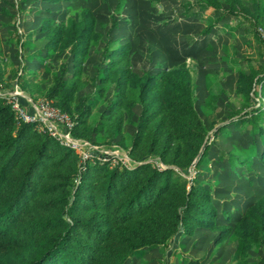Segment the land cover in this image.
I'll use <instances>...</instances> for the list:
<instances>
[{
    "label": "trees",
    "instance_id": "1",
    "mask_svg": "<svg viewBox=\"0 0 264 264\" xmlns=\"http://www.w3.org/2000/svg\"><path fill=\"white\" fill-rule=\"evenodd\" d=\"M197 1L221 9V16L231 13L238 19L243 12L241 0H193L184 5ZM246 10L252 13L244 15L251 26L264 25V7L258 1ZM46 20L40 27L44 50L34 56L63 54L61 74L53 76L44 94L73 119L66 131L83 141L105 126L114 136L123 111L130 120L132 107L139 104L131 150L142 142L145 149L124 166L121 161L111 164L106 149H93L83 141L92 153L80 158L56 136L39 130L37 121L17 122L10 103L0 95V264H127L136 250L159 249L175 235H192L196 228L217 230L218 241L237 236L242 264H248L249 250L258 245L264 255V194L237 213L224 209L218 223L207 184L186 178L192 164L197 168L206 161L211 143L194 108L189 65L180 62L168 70L138 74L130 67L131 42L110 46L106 41L89 81L93 90L77 96L87 81L82 65L90 45L102 36L97 19L90 8L82 7L58 24ZM110 28H117L115 19ZM34 73L23 70L16 76L23 84L24 77ZM110 85L113 97L91 123L88 116ZM236 88L245 106L251 105L252 94L258 88L264 91L263 72L240 70ZM263 110L254 107L232 122L249 120L257 126ZM57 126L65 131L64 123ZM225 128L218 126L213 136ZM259 157L264 163V149Z\"/></svg>",
    "mask_w": 264,
    "mask_h": 264
},
{
    "label": "rangeland",
    "instance_id": "2",
    "mask_svg": "<svg viewBox=\"0 0 264 264\" xmlns=\"http://www.w3.org/2000/svg\"><path fill=\"white\" fill-rule=\"evenodd\" d=\"M256 1L264 7V0H241L243 12L237 19L231 13L221 16V9L201 1L190 7L184 5L193 0H24L22 3L21 0H0V95L8 102L10 94L7 92H19L27 100L21 103L24 109H37L36 103L46 99L44 92L53 76L61 74L63 58L60 53L42 58L34 56L36 50H44L45 37L40 27L47 17L52 24H58L82 7L93 11L96 29L102 36L90 45L82 65V75L87 81L77 91V96L93 90L91 76L101 61L106 41L110 46L131 42L130 67L138 74L187 63L193 76L194 108L208 128L211 143L206 161L197 168L192 164L186 178L195 177L207 184L219 213L217 222L221 223L224 209L237 213L264 194V163L259 157L264 149V110L256 119L257 126L251 125L249 120L239 125L232 122L254 107L261 105L264 109V91L258 88L249 100L251 105L245 106L244 95L236 88L240 70L254 69L264 74V25L251 26L244 18L245 13L250 17L252 13L246 8L252 10ZM112 19L118 28H110ZM255 30L260 37L257 38ZM23 70L35 73L26 75L22 84L16 74ZM113 94L114 88L110 85L88 116L91 123L99 119ZM132 110L130 120L123 111L122 125L114 136L108 135L111 130L103 126L90 140H82L93 149L94 145L103 151L106 149L111 155V164L121 161L124 166L128 165L145 149L142 142L131 150L141 107L136 104ZM67 117L72 125L73 119ZM220 125L226 128L214 137L213 131ZM37 128L42 130L40 125ZM56 131L60 143L72 147L80 158L91 155L92 149L80 145V138L70 139L68 131L67 137H62L60 130H51ZM108 144L110 146L106 147ZM240 156L249 159L236 163L235 159ZM155 163L160 164V161ZM217 234V230L201 228H196L192 235L177 234L159 249L135 251L127 264H242L238 237L230 235L218 241ZM246 262L264 264L260 245L249 250Z\"/></svg>",
    "mask_w": 264,
    "mask_h": 264
},
{
    "label": "built area",
    "instance_id": "3",
    "mask_svg": "<svg viewBox=\"0 0 264 264\" xmlns=\"http://www.w3.org/2000/svg\"><path fill=\"white\" fill-rule=\"evenodd\" d=\"M7 94H10V101H8V103L11 104V108L14 110L17 122L37 121L38 125L42 126V130L48 131L53 136H56V133H58V131L52 133V128L61 131V129H59L57 125L64 123L65 131H61V133L62 137H67L65 133L67 128H70L72 126V121L70 117V122L68 121V114L66 112L51 104L46 99H40L38 103H36L37 109L35 111H29L23 108L20 101L21 95H19V92H14L13 90H10L9 92H7ZM69 137L70 139H74V137L70 135V132ZM79 142L81 143L80 145H85V142L81 140Z\"/></svg>",
    "mask_w": 264,
    "mask_h": 264
},
{
    "label": "crops",
    "instance_id": "4",
    "mask_svg": "<svg viewBox=\"0 0 264 264\" xmlns=\"http://www.w3.org/2000/svg\"><path fill=\"white\" fill-rule=\"evenodd\" d=\"M117 28H118V27H117ZM22 99H23L24 102H27L26 98L23 97ZM136 251H137V250H136Z\"/></svg>",
    "mask_w": 264,
    "mask_h": 264
}]
</instances>
